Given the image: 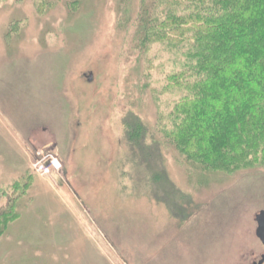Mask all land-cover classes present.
Here are the masks:
<instances>
[{"label": "rangeland", "instance_id": "rangeland-1", "mask_svg": "<svg viewBox=\"0 0 264 264\" xmlns=\"http://www.w3.org/2000/svg\"><path fill=\"white\" fill-rule=\"evenodd\" d=\"M50 1L0 0V264L260 258L264 161L202 172L159 152L172 62L140 51L141 0ZM40 150L60 162L51 175L33 166Z\"/></svg>", "mask_w": 264, "mask_h": 264}, {"label": "trees", "instance_id": "trees-1", "mask_svg": "<svg viewBox=\"0 0 264 264\" xmlns=\"http://www.w3.org/2000/svg\"><path fill=\"white\" fill-rule=\"evenodd\" d=\"M136 20L140 51L159 44L171 55L159 152L171 147L202 172L264 161V0H141Z\"/></svg>", "mask_w": 264, "mask_h": 264}, {"label": "built area", "instance_id": "built-area-1", "mask_svg": "<svg viewBox=\"0 0 264 264\" xmlns=\"http://www.w3.org/2000/svg\"><path fill=\"white\" fill-rule=\"evenodd\" d=\"M33 166L35 170L43 175H51L54 173V170H57V168H60V162L57 158H52V160H48L46 156L43 155V152L36 151Z\"/></svg>", "mask_w": 264, "mask_h": 264}, {"label": "water", "instance_id": "water-1", "mask_svg": "<svg viewBox=\"0 0 264 264\" xmlns=\"http://www.w3.org/2000/svg\"><path fill=\"white\" fill-rule=\"evenodd\" d=\"M256 220L258 223V227H257V236L260 238V240L262 241V243L264 244V210H261L257 216H256ZM264 263V257L263 259L259 262V264H263Z\"/></svg>", "mask_w": 264, "mask_h": 264}, {"label": "flooded vegetation", "instance_id": "flooded-vegetation-1", "mask_svg": "<svg viewBox=\"0 0 264 264\" xmlns=\"http://www.w3.org/2000/svg\"><path fill=\"white\" fill-rule=\"evenodd\" d=\"M263 257H264V253L261 254L260 258H256V257H255V258L252 260L251 264H259V262L263 259ZM263 264H264V263H263Z\"/></svg>", "mask_w": 264, "mask_h": 264}]
</instances>
